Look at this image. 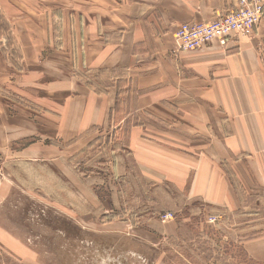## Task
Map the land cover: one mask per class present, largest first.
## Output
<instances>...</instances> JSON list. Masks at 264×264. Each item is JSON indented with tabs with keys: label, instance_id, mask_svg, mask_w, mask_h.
<instances>
[{
	"label": "crops",
	"instance_id": "1",
	"mask_svg": "<svg viewBox=\"0 0 264 264\" xmlns=\"http://www.w3.org/2000/svg\"><path fill=\"white\" fill-rule=\"evenodd\" d=\"M238 1L98 0L101 13L71 8L52 11L43 23L34 20L39 31L33 33L34 46L51 51L38 55L37 63L51 64L58 79L51 95L67 98L42 102L33 111L17 104L18 117L31 122L15 140L30 143L14 160L50 162L71 176L61 160L84 150L104 130L111 135L127 127L126 149L137 171L149 183L183 193L185 203L200 200L234 214L247 209L239 190L257 191L263 200L264 12L251 37L233 35L225 47L212 43L195 52H172L179 25L208 22L235 10ZM21 47L17 71L24 74L36 59ZM82 70L96 73L95 82L76 74ZM5 110L9 118L10 107ZM139 114L140 120L134 119ZM46 128L60 130L49 140L72 144L65 149L68 156L35 153L34 143L43 142ZM113 136L119 137L116 131ZM30 174L37 177L33 190L45 189L42 177L57 175L52 168ZM255 222L262 235L246 238L243 251L264 264V218Z\"/></svg>",
	"mask_w": 264,
	"mask_h": 264
},
{
	"label": "rangeland",
	"instance_id": "2",
	"mask_svg": "<svg viewBox=\"0 0 264 264\" xmlns=\"http://www.w3.org/2000/svg\"><path fill=\"white\" fill-rule=\"evenodd\" d=\"M96 2L0 0V264H262L243 251L246 238L262 235L257 228L261 224L255 222L264 218V199H257L262 195L239 190L247 209L234 214L200 200L185 203L183 193L149 183L137 171L126 149L127 127L114 130L117 138L114 132L107 134L111 129L104 130L84 150L61 160L71 176L50 162L14 160L30 143L15 140L31 122L18 117L17 104L33 111L42 102L67 98L51 95L59 82L51 64L37 63L38 55L51 51L34 46L33 33L39 31L33 21L43 23L52 11L71 8L87 15L101 13ZM21 46L31 61L36 59L29 65L30 74L17 71L22 69ZM77 73L94 82L97 76L89 70ZM58 133L42 129L44 140L34 143L35 153L68 156L65 149L71 143L49 140ZM51 168L56 177H42L45 189L33 190L37 177L30 172Z\"/></svg>",
	"mask_w": 264,
	"mask_h": 264
},
{
	"label": "built area",
	"instance_id": "3",
	"mask_svg": "<svg viewBox=\"0 0 264 264\" xmlns=\"http://www.w3.org/2000/svg\"><path fill=\"white\" fill-rule=\"evenodd\" d=\"M263 12L264 0H239L235 10L208 22L183 23L173 33L172 52L176 55L195 52L212 43L225 47L233 35L250 37L259 25ZM210 218V222L217 220Z\"/></svg>",
	"mask_w": 264,
	"mask_h": 264
},
{
	"label": "trees",
	"instance_id": "4",
	"mask_svg": "<svg viewBox=\"0 0 264 264\" xmlns=\"http://www.w3.org/2000/svg\"><path fill=\"white\" fill-rule=\"evenodd\" d=\"M16 67V66H15Z\"/></svg>",
	"mask_w": 264,
	"mask_h": 264
}]
</instances>
